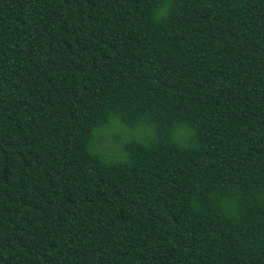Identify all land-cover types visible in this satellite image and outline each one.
<instances>
[{
  "label": "trees",
  "instance_id": "trees-1",
  "mask_svg": "<svg viewBox=\"0 0 264 264\" xmlns=\"http://www.w3.org/2000/svg\"><path fill=\"white\" fill-rule=\"evenodd\" d=\"M0 264H264V0H0Z\"/></svg>",
  "mask_w": 264,
  "mask_h": 264
}]
</instances>
